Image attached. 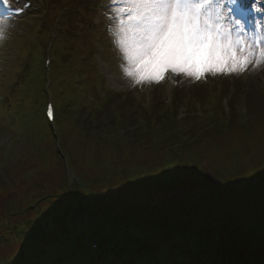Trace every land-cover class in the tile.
I'll return each instance as SVG.
<instances>
[{
	"label": "rangeland",
	"instance_id": "rangeland-1",
	"mask_svg": "<svg viewBox=\"0 0 264 264\" xmlns=\"http://www.w3.org/2000/svg\"><path fill=\"white\" fill-rule=\"evenodd\" d=\"M113 7L110 0H36L38 11L9 22L7 39L0 45V261L12 248L18 249L3 239L30 219L32 214L24 209L32 204L31 197L40 200L49 192L59 193L65 175L74 179L86 174L90 180L94 170L116 172L121 163L117 158L138 166L152 160V149L144 145L142 151H129L124 137L129 129L139 139L155 137L157 145L161 136L155 133L168 125L188 132L193 113L202 121L210 118L222 124V109L229 120L232 104L239 116L264 100V64L239 76L208 74L193 80L166 74L160 83L135 85L123 75L124 61L109 34L110 27L115 29L114 19H109ZM45 56L52 58L50 77L42 66ZM50 83L55 127L43 118ZM202 97L205 105L200 107L196 103ZM97 124L104 130L93 133ZM15 157L14 165L3 168ZM35 158L49 159L55 167L43 164L36 171ZM165 198L167 194L155 196L157 201ZM63 254H68L66 248ZM173 259L166 254L162 262ZM64 261L84 264L70 256Z\"/></svg>",
	"mask_w": 264,
	"mask_h": 264
},
{
	"label": "trees",
	"instance_id": "trees-1",
	"mask_svg": "<svg viewBox=\"0 0 264 264\" xmlns=\"http://www.w3.org/2000/svg\"><path fill=\"white\" fill-rule=\"evenodd\" d=\"M262 101L249 109L250 120L244 123L234 110L229 120L221 111L222 124L194 116L188 132L168 125L155 133L161 136L157 145L155 137L139 139L129 129L124 136L129 151H142L144 145L152 149V160L138 166L117 158L121 163L116 172L94 170L90 180L86 174L74 179L65 175L59 193L33 198L28 210L33 217L9 233L10 243L21 246L0 264H64L67 247L77 249L84 264H97L91 259L94 243L117 264H162L168 253L181 262L193 256L211 264H264ZM101 128L97 124L93 133ZM17 158H9L3 168ZM35 159L36 171L43 164L55 167L49 159ZM172 168H195L214 184L166 176ZM175 186L183 189L181 193L173 190ZM68 192L79 196L60 200ZM160 194L168 198L157 201ZM189 245L194 246L190 255Z\"/></svg>",
	"mask_w": 264,
	"mask_h": 264
},
{
	"label": "snow or ice",
	"instance_id": "snow-or-ice-1",
	"mask_svg": "<svg viewBox=\"0 0 264 264\" xmlns=\"http://www.w3.org/2000/svg\"><path fill=\"white\" fill-rule=\"evenodd\" d=\"M0 2L10 12L24 11L12 9L9 0ZM110 3L114 5V17L109 19H114L115 29L110 27L109 34L124 61L120 65L123 75L135 85L160 83L166 74L193 80L208 74L239 76L250 67L255 69L264 64V19L249 18L252 12L264 13V6L250 0H110ZM10 19V15L0 16V36L8 31ZM47 115L53 117L51 106ZM165 175L192 184H214L195 168H172ZM78 196L77 192H68L60 200Z\"/></svg>",
	"mask_w": 264,
	"mask_h": 264
},
{
	"label": "clouds",
	"instance_id": "clouds-1",
	"mask_svg": "<svg viewBox=\"0 0 264 264\" xmlns=\"http://www.w3.org/2000/svg\"><path fill=\"white\" fill-rule=\"evenodd\" d=\"M7 39V31L4 33L3 36H0V45L3 44V42Z\"/></svg>",
	"mask_w": 264,
	"mask_h": 264
},
{
	"label": "bare ground",
	"instance_id": "bare-ground-1",
	"mask_svg": "<svg viewBox=\"0 0 264 264\" xmlns=\"http://www.w3.org/2000/svg\"><path fill=\"white\" fill-rule=\"evenodd\" d=\"M205 264H211L210 262H205Z\"/></svg>",
	"mask_w": 264,
	"mask_h": 264
}]
</instances>
